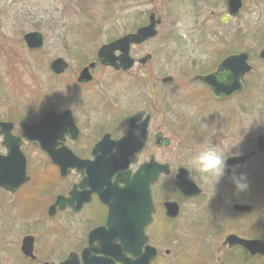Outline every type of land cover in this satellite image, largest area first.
I'll list each match as a JSON object with an SVG mask.
<instances>
[{
	"label": "flooded vegetation",
	"instance_id": "flooded-vegetation-1",
	"mask_svg": "<svg viewBox=\"0 0 264 264\" xmlns=\"http://www.w3.org/2000/svg\"><path fill=\"white\" fill-rule=\"evenodd\" d=\"M147 3L150 7L140 12L146 20L132 30L124 27L120 36L94 48L93 58L73 75L74 86L68 78L67 84L59 83L62 88L56 91L57 105L44 99L51 92L45 89L38 114L28 111V118L26 111L14 113L12 109L4 116L0 113V121L10 122L11 133L19 137L29 176L14 192H8L23 194L33 177L28 172L29 157H37L34 171L38 182L26 190L31 192L44 178L45 186L33 212L44 206L45 221L55 223L49 244L45 241L42 248L45 258L35 248V236L25 234L33 236L36 255L31 259L20 253L28 263L40 257V264H62L70 254L79 264H86L83 256L88 262L93 257L102 258L106 264L134 259L121 240L126 234L123 223L132 218L127 216L128 209L118 205L127 204L128 198L134 202L135 194H128L126 181L117 177L132 174L151 160L167 164L168 172H162L151 186L154 211L146 235L156 254L150 264L163 257L152 241L158 224L188 225L197 214L206 225L201 232L204 239L223 233L216 264H251L264 256L252 255L241 245L224 243L230 234L264 241V150L258 146L264 141V0ZM151 14L156 31L141 42L129 44L130 67L101 63L97 51L102 45L135 33L149 23ZM112 53L119 64L123 51L115 49ZM86 66L91 79L79 81V73ZM69 67L68 63L62 73L53 75L63 76ZM98 69L112 71L113 81L121 85L120 98L117 94L109 96L107 88L113 81L99 78ZM32 107L30 110H36V105ZM49 110L54 113L47 121L51 130L43 131L46 142L24 137L21 123H35ZM120 139L137 143L139 148L128 156L127 167L111 176L105 163L98 162V168L92 161L107 159L116 151L110 147L111 141ZM169 147L179 155L171 150V159L162 158L160 149ZM8 151L0 134V155ZM236 158L243 159L236 162ZM179 171L199 187V193L186 195L175 187ZM212 176L216 178L211 180ZM112 183L116 184L114 192L108 190ZM109 199L115 203L113 208ZM165 202L177 204L175 217L167 214ZM235 205L249 209L238 210ZM67 221L72 227H67ZM173 225L174 236L179 228ZM66 228L71 230L70 236L61 234ZM134 236L137 238L136 233ZM140 250L144 251V245ZM169 252L164 250V254Z\"/></svg>",
	"mask_w": 264,
	"mask_h": 264
},
{
	"label": "rangeland",
	"instance_id": "rangeland-1",
	"mask_svg": "<svg viewBox=\"0 0 264 264\" xmlns=\"http://www.w3.org/2000/svg\"><path fill=\"white\" fill-rule=\"evenodd\" d=\"M149 7L147 0H0L1 115L8 114L11 109L14 113L26 111L24 114L28 118L31 117L28 111L38 114L45 89L51 92L44 99L57 105L56 91L62 88L59 83L70 82L74 86L73 75L81 65L93 58L96 47L109 38L120 36L124 27L132 30L146 20V16L140 12ZM35 29L43 33L44 44L42 49L33 52L25 47L21 37L24 32ZM58 56L63 57L70 66L60 77L52 75L48 67L50 60ZM96 73L106 81L114 80L110 70L98 69ZM113 82V86L107 88V93L109 96L117 94L120 98L121 85L118 81ZM120 103L121 100L117 101V104ZM32 105H36V110H30ZM171 150L170 147L162 148L159 154L162 158L171 159ZM173 153L179 155L176 149ZM37 162V157H29L28 172L33 177L25 184L22 195L16 196L0 188V264H40L45 258L42 250L45 241L48 243V237L53 236L50 230L55 223L45 221L44 206L33 212L38 204V195L45 186L44 178L41 185L30 189L31 192L26 190L38 182V174L34 171ZM21 211L25 213L20 217ZM199 218L200 214H197L192 221H188V225L180 222L172 224L179 228L174 236L171 234V224H158L152 241L163 257L154 264H216V249L223 233L213 239H204L201 232L206 225ZM67 223V227H72L71 221ZM67 229H62L61 234L70 236L71 230ZM26 233L35 236V248L41 257L43 255L37 262L28 263L20 255V241ZM165 249L170 250L169 254H164ZM250 263L264 264V256Z\"/></svg>",
	"mask_w": 264,
	"mask_h": 264
},
{
	"label": "water",
	"instance_id": "water-1",
	"mask_svg": "<svg viewBox=\"0 0 264 264\" xmlns=\"http://www.w3.org/2000/svg\"><path fill=\"white\" fill-rule=\"evenodd\" d=\"M153 14L150 16V22L148 25L140 27L135 33L129 34L125 37L117 38L114 41H111L108 44L102 45L98 49V58L103 64L113 65L115 68L122 66L123 68H128L132 64L131 58L128 56V47L130 43L141 42L149 36L154 35L156 22L152 19ZM23 40L29 49H40L43 47V35L39 31H29L24 33ZM119 49L123 53L118 57L119 64L116 62V58L113 55V50ZM93 65L90 63L89 66ZM68 66L67 61L62 57H55L50 62V69L52 72L59 74L62 73ZM89 66L84 67L78 76L79 81H87L91 79V74L89 72ZM54 112L53 110L47 111L42 117L35 123L22 122L21 126L23 128V135L26 138L30 139H39L43 144L46 142L44 139L43 131L45 129L51 130L49 124H47L48 118ZM10 122L0 121V133L4 135V144L8 147V154L5 156L0 155V187H3L7 190L14 191L18 185L28 180V176L25 173V158L22 152L19 150V138L11 134ZM110 147L115 148V152L112 153L107 159H99V161H92V164L105 163L106 167L109 169V174L112 176L117 169H124L128 165V156L136 151L139 148V144H132L126 139H120L118 141H111ZM103 143L101 141L99 144ZM264 141L258 143V146L264 150ZM96 149L98 148V145ZM263 144V146H262ZM132 146V148H130ZM243 158L234 159L236 162L241 161ZM54 163H62V161L53 159ZM70 163L72 161L70 160ZM98 168L100 166L98 165ZM63 173L65 169L62 168ZM183 170V169H182ZM161 172H168L167 164L156 163L151 160L150 162H145L142 164L133 174L125 173V176L119 175L117 179L126 181L124 187L127 189L128 194H135L134 202L128 198V203L125 202L119 204L118 206L128 209V211L134 210L132 216L134 221L133 223H127L124 225V230L127 232V235L124 233V237L121 238L123 244H127V247L130 253L136 258L134 260L123 259L124 264H149L150 260L154 258L156 250L154 247L147 245V236L145 234L146 227L152 221V213L154 211L153 201L151 199V185L155 183L158 179V176ZM176 182L175 187L186 195H195L200 192L199 187L190 181L184 171H179L175 175ZM115 183H112L111 192H114L116 188L114 187ZM123 190V189H122ZM132 202V203H131ZM108 204L111 208L115 206L113 200L109 199ZM164 206L166 208L167 214L175 217L178 213V206L175 202H165ZM235 208L238 210H246L249 207L244 205H235ZM134 230L137 238L134 236V233H130L131 230ZM133 237H132V236ZM137 242V246H136ZM224 243H228L229 246L241 245L250 254H264V241L260 239H244L238 237L234 234L228 235ZM145 245L144 251L139 253V247ZM21 252L25 256L34 258L33 254V237L24 236L21 241L20 246ZM138 252V253H137ZM84 262L86 264H104L105 262L100 261L98 258L88 262L85 256H83ZM52 264V263H44ZM62 264H79L74 255H70Z\"/></svg>",
	"mask_w": 264,
	"mask_h": 264
},
{
	"label": "trees",
	"instance_id": "trees-1",
	"mask_svg": "<svg viewBox=\"0 0 264 264\" xmlns=\"http://www.w3.org/2000/svg\"><path fill=\"white\" fill-rule=\"evenodd\" d=\"M33 52H36V51H33Z\"/></svg>",
	"mask_w": 264,
	"mask_h": 264
}]
</instances>
